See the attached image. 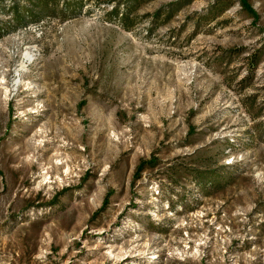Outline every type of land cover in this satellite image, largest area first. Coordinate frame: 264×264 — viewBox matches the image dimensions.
Listing matches in <instances>:
<instances>
[{
  "label": "rangeland",
  "instance_id": "obj_1",
  "mask_svg": "<svg viewBox=\"0 0 264 264\" xmlns=\"http://www.w3.org/2000/svg\"><path fill=\"white\" fill-rule=\"evenodd\" d=\"M12 1L0 264H264V0Z\"/></svg>",
  "mask_w": 264,
  "mask_h": 264
},
{
  "label": "trees",
  "instance_id": "obj_2",
  "mask_svg": "<svg viewBox=\"0 0 264 264\" xmlns=\"http://www.w3.org/2000/svg\"><path fill=\"white\" fill-rule=\"evenodd\" d=\"M30 3L33 5V7H38L43 5L42 7H46V6H53L54 8H58L59 7V0H29ZM126 9L123 12H120V7L119 5L115 6L112 10V13L115 16H118L119 14H121V18L120 21L122 22V25L125 28H129V16L132 12V5L131 3H137L140 0H126ZM242 1V5L249 9L252 13H254V11L252 10V8L249 7V5L247 4V2L245 0H241ZM219 3V1L217 2V4ZM64 9H67L64 8ZM10 10L11 13L14 17V19L21 23L24 15H30L29 13V9H26L24 6L20 5L16 0L12 1V5L10 6ZM221 12H223V10H220ZM25 13V14H24ZM202 161V160H201ZM157 160L155 158H152L149 161H145L142 160L140 161L138 167H137V172H141L146 166H151L154 167L157 164ZM201 167H208L210 166V164H208V162L203 161L201 162V164L199 165ZM218 171L221 170H207V169H194L191 172V175L193 176V178L195 179L198 187H200L201 189H206L207 185H215L216 187L220 188V187H224L226 185L227 180L225 178L220 179V173ZM170 177V181L172 183L178 184L177 179L173 178V176H169Z\"/></svg>",
  "mask_w": 264,
  "mask_h": 264
},
{
  "label": "bare ground",
  "instance_id": "obj_3",
  "mask_svg": "<svg viewBox=\"0 0 264 264\" xmlns=\"http://www.w3.org/2000/svg\"><path fill=\"white\" fill-rule=\"evenodd\" d=\"M29 58H30L29 53H26V54H25V59H29Z\"/></svg>",
  "mask_w": 264,
  "mask_h": 264
}]
</instances>
